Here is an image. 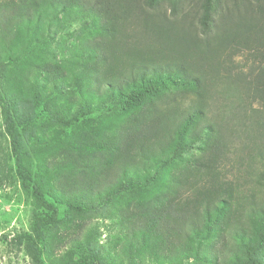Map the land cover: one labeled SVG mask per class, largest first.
I'll return each mask as SVG.
<instances>
[{
	"label": "trees",
	"instance_id": "obj_1",
	"mask_svg": "<svg viewBox=\"0 0 264 264\" xmlns=\"http://www.w3.org/2000/svg\"><path fill=\"white\" fill-rule=\"evenodd\" d=\"M73 22L88 32L55 63L46 42ZM1 44L19 67L0 82L5 135L34 201L15 243L34 264H264V0H1ZM54 116L64 142L34 171L25 137ZM112 205L104 254L89 222Z\"/></svg>",
	"mask_w": 264,
	"mask_h": 264
},
{
	"label": "rangeland",
	"instance_id": "obj_2",
	"mask_svg": "<svg viewBox=\"0 0 264 264\" xmlns=\"http://www.w3.org/2000/svg\"><path fill=\"white\" fill-rule=\"evenodd\" d=\"M87 32V26L78 22L61 26L57 34L46 42L50 46L49 56L51 60L55 63L60 60L62 62L66 60L68 56H71L78 49ZM45 35L47 36L46 31ZM10 48V45L1 44L0 46V82L4 79V81L10 83L18 81V76H14L16 79L13 77L11 79L8 78L12 71H19V67L10 65L7 57L11 53ZM246 58L247 56H239L236 61L239 64L250 65L251 61L247 62ZM43 86V83L40 84V96H42ZM7 90L13 94H18L16 97L24 107H30V99L26 98V93L25 95L23 94L20 86L8 87ZM47 91L50 94L48 89ZM64 94L55 97L52 94L51 105H46L47 109L50 112L52 111L53 114L57 112L56 116L60 113L61 104L66 100ZM26 100L28 101L24 103ZM3 106L4 104L0 100V264H34L25 247L18 246L15 243L17 236L30 231L34 201L31 193L25 189L16 173L10 142L5 135V123L2 115ZM43 110V107L38 109L39 115L43 113ZM72 111H74L73 108ZM68 112L69 110L67 109ZM49 114L52 115L51 113ZM56 116L53 117L52 121H48L45 118H38L37 120V117H35L30 124L25 142L28 150L32 152L30 162L34 171L37 170V153H41V159L51 160L52 156L50 154L57 152L64 142L63 130L65 129V121H58ZM115 211L116 209L113 205L109 209L101 208L89 222V225L96 224L99 227V243L103 247L102 253L104 254L107 252L114 253L113 243L117 233V225L113 217ZM53 248L56 251V245H53Z\"/></svg>",
	"mask_w": 264,
	"mask_h": 264
}]
</instances>
